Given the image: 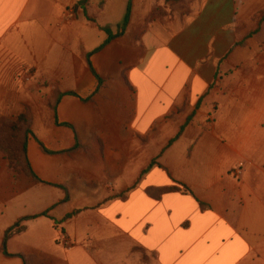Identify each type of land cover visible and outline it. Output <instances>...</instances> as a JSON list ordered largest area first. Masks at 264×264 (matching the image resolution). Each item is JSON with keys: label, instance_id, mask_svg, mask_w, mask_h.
Here are the masks:
<instances>
[{"label": "crops", "instance_id": "0c3cea01", "mask_svg": "<svg viewBox=\"0 0 264 264\" xmlns=\"http://www.w3.org/2000/svg\"><path fill=\"white\" fill-rule=\"evenodd\" d=\"M126 6L0 0V119L27 108L39 180L0 152L2 264H264V0H131L102 46Z\"/></svg>", "mask_w": 264, "mask_h": 264}, {"label": "trees", "instance_id": "16d2710c", "mask_svg": "<svg viewBox=\"0 0 264 264\" xmlns=\"http://www.w3.org/2000/svg\"><path fill=\"white\" fill-rule=\"evenodd\" d=\"M130 8H131V0H127L126 12L123 22L121 23V25L118 26L119 32H117L116 34H112L110 29L108 28L102 29L107 35V39L105 40L102 46L107 44L113 37L120 35L122 31L125 29L129 19ZM262 20H264V17ZM242 42L243 41L236 43L235 46L242 45L243 44ZM101 47H99L98 49H100ZM88 65L90 66L89 61H88ZM66 94L74 95L75 93L73 92L60 93L57 95L56 101L58 102L59 99ZM30 135H31V118L27 109H23L15 118L0 119V152L3 153L5 156L7 162V168L15 173L20 172V174L22 173L25 176L30 177L34 181H39L35 176V174L33 173L29 161L27 159V144ZM77 146L78 144L75 143L72 149L77 148ZM41 149L45 153L48 154L51 153L47 151L42 145H41ZM153 164L154 161L151 163L150 166H152ZM173 190H176V188H165L162 189L161 192L173 191ZM186 190H187L186 188H183V191ZM18 223H15L13 227L8 229L4 234L1 250L5 256L9 255L6 250L7 241L11 238L13 234H15L20 230L17 229Z\"/></svg>", "mask_w": 264, "mask_h": 264}, {"label": "rangeland", "instance_id": "374dc122", "mask_svg": "<svg viewBox=\"0 0 264 264\" xmlns=\"http://www.w3.org/2000/svg\"><path fill=\"white\" fill-rule=\"evenodd\" d=\"M254 23H256V24H258V28H259V30L257 31V33L255 34V32H253V33H250L247 37H245V39L246 38H253L255 41H257L258 42V44H259V46L261 47H264V20H258V21H254ZM243 44L242 45H244V41L242 42ZM239 46H241V45H239ZM234 70H232V71H229V72H227V73H224L223 72V70H221L220 69V77H223L224 75H227V74H229L230 72H233ZM222 72V73H221ZM217 75H219V73L217 72ZM29 80L30 79H24V81H28L29 82ZM24 109H27L26 107L24 108ZM28 111V110H27ZM29 113V112H28ZM31 118V117H30ZM31 134H32V131H31ZM31 136V135H30ZM18 174H20V172H18ZM22 174V173H21ZM22 175H24V174H22ZM27 177V176H26ZM30 178V177H29ZM19 224H20V222H19ZM6 232V231H5ZM5 234V233H4ZM3 238H4V236H3ZM3 242V241H2ZM2 242H0V264H2V260H1V258H3V257H6V258H4V259H7V258H13V257H15L16 255H8V256H5L3 253H2V250H1V246H2ZM19 257H22V256H20L19 255ZM23 258V257H22ZM3 259V260H4ZM7 260H9V259H7ZM23 261H24V263L25 264H28V262L29 261H25L24 260V258H23Z\"/></svg>", "mask_w": 264, "mask_h": 264}, {"label": "built area", "instance_id": "2783aa9c", "mask_svg": "<svg viewBox=\"0 0 264 264\" xmlns=\"http://www.w3.org/2000/svg\"><path fill=\"white\" fill-rule=\"evenodd\" d=\"M233 172L235 175H239L241 173V170H240V168H238V169L234 170Z\"/></svg>", "mask_w": 264, "mask_h": 264}]
</instances>
